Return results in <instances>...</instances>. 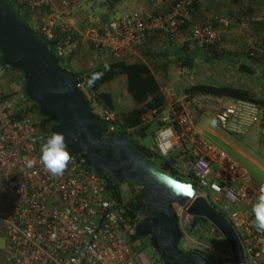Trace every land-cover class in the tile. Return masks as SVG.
I'll return each instance as SVG.
<instances>
[{"label":"built area","instance_id":"obj_1","mask_svg":"<svg viewBox=\"0 0 264 264\" xmlns=\"http://www.w3.org/2000/svg\"><path fill=\"white\" fill-rule=\"evenodd\" d=\"M17 1L33 11V29L52 38L59 28L58 56L72 52V31L65 25L57 27L50 0ZM202 1L148 0L150 9L141 7L101 27L89 26L86 37L116 59L130 48L143 47L152 33L163 34L169 43L185 36L199 48L219 45L220 35L213 22L193 17L194 5ZM162 3L169 6L168 11H158ZM175 67L180 75L189 74L178 62ZM76 88L88 98L90 113L106 124L108 133H115L114 110L90 95L84 80H78ZM19 91L23 93V89ZM161 91L165 109L143 117L145 122L156 119L160 123L155 134L158 162L172 159L180 172L192 173L197 185L212 192L211 205L235 229L245 264H264V232L254 227L252 213L264 183L251 185L246 168L200 136L195 127L197 116L208 114L216 120V126L230 134L244 135L256 122L264 126V104L242 99L227 103V96L205 91L179 96L172 88ZM16 92L13 83L4 87L0 82L2 264H161L142 251L135 235L138 221L129 217L127 199L114 196L107 188L106 177L98 175L80 154L70 151L73 162L61 176H52L43 167L40 148L48 133L43 121L24 112L27 102L15 99ZM192 223L188 220L180 228V240L191 239L187 230L197 232L198 226L191 227Z\"/></svg>","mask_w":264,"mask_h":264},{"label":"water","instance_id":"obj_2","mask_svg":"<svg viewBox=\"0 0 264 264\" xmlns=\"http://www.w3.org/2000/svg\"><path fill=\"white\" fill-rule=\"evenodd\" d=\"M0 53L5 66L22 73L25 95L52 122L51 134L64 133L69 151L80 154L100 176L144 188L146 207L135 235L149 238L162 264H211L200 253L183 252L175 246L180 234L175 204L184 207L191 218L202 217L212 224L226 241L233 263L245 264L235 229L192 182L174 178L153 165L127 135L103 136L101 122L89 112L76 88V74L57 65L47 44L28 30L14 6L4 0H0Z\"/></svg>","mask_w":264,"mask_h":264},{"label":"crops","instance_id":"obj_3","mask_svg":"<svg viewBox=\"0 0 264 264\" xmlns=\"http://www.w3.org/2000/svg\"><path fill=\"white\" fill-rule=\"evenodd\" d=\"M50 4L56 17L57 27L65 25L72 31L74 48L66 56L68 66L73 72L88 71L116 60L107 49L98 48L86 37L85 31L89 26L101 27L132 10L141 7L146 10L151 8L148 0H50ZM198 4L193 10L194 19L213 22L219 32L220 43L216 52L197 51L192 41L185 36L180 37L176 43H169L163 34L152 33L143 47L124 51L120 59L144 62L157 79L161 90L172 88L178 96L184 94V89L178 93L175 90L182 86L186 88L193 85L192 80H195L200 72L196 76L194 73L202 64L203 79L206 83L243 86L255 93L256 97L264 98V0H203ZM168 9L169 6L164 3L158 7L159 12ZM183 48L186 49L187 54L194 55L195 58L193 67H185L188 75H180L178 68L175 67L176 62L174 63L177 58L176 52L181 53ZM248 51L254 54L251 56ZM239 63L250 66L253 73L241 72L238 68ZM201 78L202 76H199L198 80ZM97 90L111 94L114 100L113 110L119 120L136 107L128 92L125 74L103 83ZM147 114L144 116L146 117ZM199 119L201 125L205 126L203 133L197 128ZM210 120L208 114L197 116L195 127L200 136L215 146L221 143L225 148H219V145L217 147L246 168L251 185L264 183L259 177L260 174L264 176V149H257V152L250 155L245 149L227 139L224 135L225 132L228 133L227 131L220 127V131L212 128L213 126L209 124ZM130 131L133 133V141L143 145L146 130L143 136L140 135L137 139L135 137L137 135L134 134L136 130ZM156 148L155 137V149L150 151H152V159L158 162ZM250 167L259 175L253 174ZM2 258L4 260V252Z\"/></svg>","mask_w":264,"mask_h":264},{"label":"trees","instance_id":"obj_4","mask_svg":"<svg viewBox=\"0 0 264 264\" xmlns=\"http://www.w3.org/2000/svg\"><path fill=\"white\" fill-rule=\"evenodd\" d=\"M4 1L14 6L15 12L17 16L19 17L20 21L24 25L27 26L30 32L35 34L38 38H41L47 44L50 50V54L55 59L57 65L65 70L73 72L68 66V57L66 55L58 56L56 53L58 41L60 39V35H62V33L59 31V28H57V31L54 37L48 38L44 34L32 28L33 11L25 7L23 4H18L17 0H4ZM196 6L197 5L195 4L193 7V10L195 9ZM46 10L48 11V9ZM194 48L197 51L205 52L206 50L208 51L211 50V52L214 53L217 51L218 45H209L203 48L194 46ZM176 56L177 58L175 59L174 63L178 62L182 67H187V68L194 66V60H195L194 55L191 56L189 53L187 54V51L185 48H183V51L181 49V53L176 52ZM0 65L7 69L9 68L11 70L18 71L17 69L7 67L2 63L1 53H0ZM238 68L241 70V72L253 73V70L251 69V67L244 63H239ZM19 73L23 79L22 73L21 72ZM74 73L76 74L78 80L85 81V88L87 92L90 95L95 96L97 99H99L100 102H102L106 107L110 108L111 110L114 109V100L111 94L109 92L98 91L97 89L103 83L114 79L116 76L120 74L126 75L128 92L133 98V101L135 102L136 107L132 111L123 115V117L120 120L117 119V129L115 133H121V134L127 135L129 141L137 145L139 148H141L151 162V159H152L151 152L152 151H150L149 149H147L145 146L141 145L140 143L134 142L132 139L133 133H131L130 131V130H136V132L140 131V134L143 136L146 128L151 124L150 121L148 122L143 121L144 115L152 111H156L154 115H157L158 112L163 111L165 109V105H166L165 97L161 91V87L157 79L152 74L148 65L141 61L130 62V61H126L123 59H116L114 61H110V62H106L101 65H98L88 71L74 72ZM93 77L95 78L94 83L91 86H89L88 81L90 78H93ZM24 87H25V81L23 79V86H22L23 97L25 101L27 102L25 104L27 108L24 112L30 113L36 117L42 116L38 110L37 104L34 101L30 100L25 95ZM78 91L82 94L83 98L85 99L89 112H90L91 108H90V103L88 101V98L82 91L80 90ZM198 91L211 92V93H215L219 95H225L231 99L250 100V101L264 104V98L256 97L257 95L255 93L251 92L249 89L243 86H233V85H228V84L196 83V84H193V85H190L184 88V93L198 92ZM44 119L46 118H43L42 120ZM97 119L102 124L103 136L105 137V136L111 135L110 133L107 132L108 129H107L106 124L99 117H97ZM153 120H151V122L156 121V120L155 121ZM44 125H43L44 129L48 133L47 135V138H48L51 135L50 128H49L50 125H46L45 123ZM159 127H160V123L157 122V129H159ZM157 167L160 170L164 171L165 173L170 174L174 178L192 182L194 186H196L195 184H197V181L194 179L192 173L180 172L177 169V167L173 165L172 159L164 160V161L162 160V162L158 163ZM106 180H107V188L111 191V193L114 196H116L119 200H122L123 193H122V190L120 189V183L113 182L110 177H106ZM144 195H145L144 188H138V191L132 197L126 200L127 213L129 217L136 218L138 222L141 220L142 217H144V212H145V207H146V203H144L143 201ZM200 221L207 222V220L202 217H194L192 222L196 226ZM177 226L179 228L180 234H179V239L177 240L175 246L179 249L178 242L181 237L179 222H177ZM181 251L201 253L199 249H187V250H181ZM157 252L159 253V251ZM158 259L161 262L160 257ZM211 264H213V262ZM216 264H221V261L217 262Z\"/></svg>","mask_w":264,"mask_h":264},{"label":"rangeland","instance_id":"obj_5","mask_svg":"<svg viewBox=\"0 0 264 264\" xmlns=\"http://www.w3.org/2000/svg\"><path fill=\"white\" fill-rule=\"evenodd\" d=\"M133 11V10H132ZM128 13V12H127ZM200 68L197 69V71L194 73L196 76L198 72L200 74L195 77V80H192L193 84L196 83H206L203 79V70H202V64L199 66ZM7 69L3 66L0 65V82L1 84L6 87L10 83L14 84V87L18 92L14 94L15 99L23 100V93L20 92L19 90L22 91V86H23V79L19 73V71L16 70H11ZM192 73V72H191ZM193 75V74H192ZM202 76L201 80H198V77ZM193 78V77H191ZM240 84V83H238ZM184 89L182 86L180 89H176L175 91L181 92ZM227 103H231L232 99L227 98L226 100ZM37 120L43 121L46 125H50V120L47 119L44 116H39L36 117L34 116ZM46 118L42 120L43 118ZM49 120V121H48ZM52 123V122H51ZM201 119L198 120L197 123V128L203 133L205 126L201 125ZM210 124V123H209ZM211 125V124H210ZM212 126V125H211ZM220 131L219 127H212ZM156 129H157V122H152L146 129V135L143 138V145L149 149V150H154L155 149V134H156ZM137 138H140V131L134 133ZM224 135L227 137V139L233 141L236 143L238 146L242 147L245 149L246 152H248L250 155L254 154L257 152V149H264V126L260 124V122H256L253 124L248 132L245 135H235V134H230V133H224ZM140 140V139H139ZM219 145V146H218ZM217 146L224 147L222 146L221 143H217ZM225 148V147H224ZM151 162L153 165L157 166L159 162H156V160L151 159ZM250 170L253 174L259 175L255 169H252L250 167ZM164 172V171H163ZM261 179L264 180V176H259ZM196 186L195 189L201 190L203 193L207 195V199L209 200L210 203L214 205V202L212 201V192L207 190L206 188H202L199 185L195 184ZM139 187H135L128 182H122L120 183V189L122 190L123 193V198L128 199L132 197L137 191ZM175 211L178 214V222H179V227L182 228L185 226V222L193 221V218L188 216L185 213L184 207H180L177 204L174 205ZM197 232L196 231H191L187 230L188 238L186 242L183 240H179L178 242V247L181 250H187V249H199L201 251V255H203L208 262L213 264H216L217 262L221 261V264H223V261H225V264H234L232 259H228V256L231 255L230 250L228 248V245L226 244V241L224 240L223 236L217 231L215 227H213L208 221L207 222H202L200 221L197 224ZM138 240L140 241V247L144 254L148 257H154V258H159L160 253L157 252V250L153 249L148 237H139ZM5 249V239L3 236V233L0 234V264L3 263V252Z\"/></svg>","mask_w":264,"mask_h":264},{"label":"clouds","instance_id":"obj_6","mask_svg":"<svg viewBox=\"0 0 264 264\" xmlns=\"http://www.w3.org/2000/svg\"><path fill=\"white\" fill-rule=\"evenodd\" d=\"M94 80V77L89 79V86L94 83ZM209 123L214 127L216 125V120L212 119ZM39 159L43 167L52 176L63 175L69 164L73 162L64 133L53 132L47 138V140L41 145ZM252 213L254 215V227L258 231L264 232V187L261 188V193L252 207Z\"/></svg>","mask_w":264,"mask_h":264},{"label":"flooded vegetation","instance_id":"obj_7","mask_svg":"<svg viewBox=\"0 0 264 264\" xmlns=\"http://www.w3.org/2000/svg\"><path fill=\"white\" fill-rule=\"evenodd\" d=\"M121 183H122V182H121ZM142 218H143V217H142ZM142 218H141V219H142Z\"/></svg>","mask_w":264,"mask_h":264}]
</instances>
